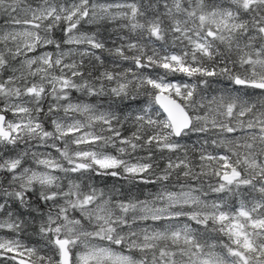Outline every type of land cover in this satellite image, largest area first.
Instances as JSON below:
<instances>
[{"label":"snow or ice","instance_id":"1","mask_svg":"<svg viewBox=\"0 0 264 264\" xmlns=\"http://www.w3.org/2000/svg\"><path fill=\"white\" fill-rule=\"evenodd\" d=\"M0 230V264H264V0H0Z\"/></svg>","mask_w":264,"mask_h":264},{"label":"trees","instance_id":"2","mask_svg":"<svg viewBox=\"0 0 264 264\" xmlns=\"http://www.w3.org/2000/svg\"><path fill=\"white\" fill-rule=\"evenodd\" d=\"M111 27H112L111 25H108L107 26V28L109 29V31H110ZM85 30H95V29H94V26H87V25H85ZM102 31H104V30H102ZM104 35L107 36L108 35V31H104ZM158 71L160 72V74H163L162 73V70H158ZM168 78L169 79H172V80H185L186 79L181 74H175L174 76L170 75ZM219 79L220 78H214L213 86L216 85L215 80H219ZM195 141H197V137L194 135V136L191 137L190 140L187 141V143L189 145H191ZM109 150L110 151H113L112 149H109ZM208 150L209 151H213V149L211 147ZM137 154L138 155H143L144 153H137ZM114 182L117 183L118 185H123V187H124L125 190H127L130 187V185L127 182L122 181V180L121 181H114L113 178H96V183L98 185H100V186H103L105 183L108 186H111ZM136 189L142 190L144 193H145V191H147L146 193H148V192H155L156 191V187H154V186L137 185L136 186ZM35 242H36L35 241V238L30 236L27 244H33Z\"/></svg>","mask_w":264,"mask_h":264},{"label":"rangeland","instance_id":"3","mask_svg":"<svg viewBox=\"0 0 264 264\" xmlns=\"http://www.w3.org/2000/svg\"><path fill=\"white\" fill-rule=\"evenodd\" d=\"M100 2H113V0H100ZM88 26V25H87ZM217 87V85L213 86V88ZM216 94V93H213ZM74 96H78V93H73ZM187 143V141H186ZM210 149V147L208 148ZM43 151V149H42ZM53 155H56V153L53 151ZM147 191H145L146 193ZM141 198H144V196H141ZM150 223V222H149ZM0 236H4V237H11L12 234L10 232H8L7 230H0ZM30 236L29 235H21L20 239L27 244L28 240H29Z\"/></svg>","mask_w":264,"mask_h":264}]
</instances>
